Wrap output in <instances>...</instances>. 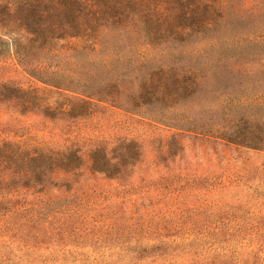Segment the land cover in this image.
<instances>
[{
	"label": "rangeland",
	"instance_id": "obj_1",
	"mask_svg": "<svg viewBox=\"0 0 264 264\" xmlns=\"http://www.w3.org/2000/svg\"><path fill=\"white\" fill-rule=\"evenodd\" d=\"M139 1L167 15L139 29L242 39L223 71L155 75L135 114L39 80L77 83L78 40L49 42L32 76L0 9V85L30 92L0 100V264H264V0ZM160 40L192 49L174 66L204 59L201 35Z\"/></svg>",
	"mask_w": 264,
	"mask_h": 264
},
{
	"label": "trees",
	"instance_id": "obj_2",
	"mask_svg": "<svg viewBox=\"0 0 264 264\" xmlns=\"http://www.w3.org/2000/svg\"><path fill=\"white\" fill-rule=\"evenodd\" d=\"M0 2V9L7 12L10 21V25L5 29L11 32L10 29L17 21L21 23L20 30L23 33L11 39L12 51L18 63L27 68L32 76L35 74L31 68L32 60L45 52L44 48L49 42L57 39L78 40L83 45L82 50L86 49L90 57L85 66H82L80 61L83 69L77 71V83L71 81L61 83L49 78L48 75H45L46 79L39 77V80L57 89L71 90L70 92L90 100L109 103L131 114L137 113L145 105L147 89L152 88L155 75L170 74L175 70H181L185 74L194 71H223L237 51L231 42L236 37H242L232 30L208 28L204 19L200 22L205 26L199 29L181 25L169 30L164 24L162 29L156 31H149L146 26L144 30L139 29L136 27L138 22L148 24L154 21L161 25L167 18V15L159 14V10H150L140 16L141 10L137 8L140 6L139 0H0ZM200 4L208 7L209 3ZM136 10L138 12H135ZM209 31L211 37H204ZM140 35L144 37L142 42L138 39ZM163 35L186 38L201 35V39L205 41V49H201L204 59L202 62H183L179 66L166 62V59L179 57L183 52L188 53L192 49H186L184 45L177 47L162 43L160 39ZM141 51L154 52L158 58L156 61L155 58L141 61L138 59ZM130 90L134 93L128 95L127 92ZM28 94L30 92L17 89L14 85H0V100L12 96L16 99L25 96L27 100L30 99ZM248 140L227 141L253 144L255 147L262 144V140L254 142ZM37 160L36 156L29 157L30 163L36 164Z\"/></svg>",
	"mask_w": 264,
	"mask_h": 264
}]
</instances>
